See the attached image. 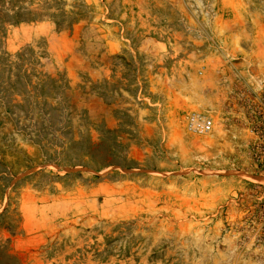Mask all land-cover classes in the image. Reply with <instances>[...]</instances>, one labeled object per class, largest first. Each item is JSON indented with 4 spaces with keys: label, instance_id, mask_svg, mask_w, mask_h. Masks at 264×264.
I'll return each mask as SVG.
<instances>
[{
    "label": "rangeland",
    "instance_id": "rangeland-1",
    "mask_svg": "<svg viewBox=\"0 0 264 264\" xmlns=\"http://www.w3.org/2000/svg\"><path fill=\"white\" fill-rule=\"evenodd\" d=\"M263 117L264 0H0V264H264Z\"/></svg>",
    "mask_w": 264,
    "mask_h": 264
},
{
    "label": "trees",
    "instance_id": "trees-1",
    "mask_svg": "<svg viewBox=\"0 0 264 264\" xmlns=\"http://www.w3.org/2000/svg\"><path fill=\"white\" fill-rule=\"evenodd\" d=\"M253 132L257 133L260 142V144L256 145L257 151L252 155L253 161L256 163V168H258V172H255L254 175L264 177V117L257 121ZM257 207L264 209V196L257 203Z\"/></svg>",
    "mask_w": 264,
    "mask_h": 264
},
{
    "label": "built area",
    "instance_id": "built-area-1",
    "mask_svg": "<svg viewBox=\"0 0 264 264\" xmlns=\"http://www.w3.org/2000/svg\"><path fill=\"white\" fill-rule=\"evenodd\" d=\"M186 126L193 133H204L211 127V122L205 118L190 116L187 119Z\"/></svg>",
    "mask_w": 264,
    "mask_h": 264
}]
</instances>
